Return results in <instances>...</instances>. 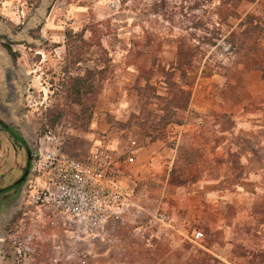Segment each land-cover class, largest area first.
Segmentation results:
<instances>
[{
    "label": "rangeland",
    "instance_id": "obj_1",
    "mask_svg": "<svg viewBox=\"0 0 264 264\" xmlns=\"http://www.w3.org/2000/svg\"><path fill=\"white\" fill-rule=\"evenodd\" d=\"M152 1L0 0V58L6 60L2 43L9 45L15 54L11 64L14 92L8 97L9 122L26 140L32 154L38 139L49 129L59 138L63 151L85 132L73 129L67 120L54 127L40 121L49 107L66 103L62 85L65 76L81 73L82 67L86 66V63H69L65 40L68 30L76 33L87 24H99L101 48L94 46L88 54L93 55L92 58H101L104 49L111 58L110 73L102 88H110L116 97L128 94L130 90L136 93L138 85H145V81L137 79L145 59L156 57L166 67L178 61L176 40H184L187 45H192L191 48L186 46L184 52V56L189 55L193 61L185 76V80L192 83V97L188 118L182 111L178 114V118H185L188 126L182 132L179 130L176 176L183 174L191 181L184 187L186 196L164 201L167 205L160 204L153 216L132 215L127 220L110 224L108 229L115 233L117 241L95 244L87 264H198L192 261L191 255L195 249L206 246L220 260L219 264H254L250 256L240 258L236 243L242 238L250 249H255L254 252L264 249V224H256L257 219L264 218V211L258 215L252 213L254 204L264 200V167L257 173L255 170L261 165L255 160L259 156L249 163L241 156L244 152L259 155L261 149L257 146L264 143V57L261 72L256 58L249 57L245 51H229L228 31L239 19L229 16L224 21L228 11L219 8L222 0H164L163 3L160 0L156 6ZM227 1L230 8L237 9L235 13L240 17L248 12L264 15V0ZM195 24L208 30L204 33L202 28L195 29ZM89 36L90 32H86L85 38ZM216 37H220L218 45L206 43ZM261 47L264 52V43ZM87 56L85 53L84 57ZM251 72L256 74L253 79ZM254 80H257L256 86ZM150 84L157 93H166L159 72ZM147 108L149 112L159 109L154 102L148 103ZM232 129L237 131L232 136L233 152L227 147ZM168 136L172 138H168L170 144H177L174 141L177 142L178 132H169ZM217 140L223 147V154L216 162L213 153ZM26 167L25 150L18 144L7 143L2 134L0 189L15 184ZM216 171L229 175L223 180L224 187L229 190L231 184L247 171L255 174L263 186L245 201L236 197L233 203L205 202L193 190L196 189L194 184L209 180ZM181 179L168 182L175 185ZM9 192L5 198L0 192L2 217L9 216L11 206L19 200L21 186ZM161 211L169 216L166 224L156 219ZM255 228L259 231L255 232ZM195 229L203 232V238L198 242L191 240V232ZM0 264L16 263L7 257L0 259ZM33 264L64 263H55L49 245L44 244L38 249Z\"/></svg>",
    "mask_w": 264,
    "mask_h": 264
},
{
    "label": "built area",
    "instance_id": "obj_2",
    "mask_svg": "<svg viewBox=\"0 0 264 264\" xmlns=\"http://www.w3.org/2000/svg\"><path fill=\"white\" fill-rule=\"evenodd\" d=\"M113 134L122 138L118 147H112ZM152 134L138 126L102 130L91 150L73 157L61 150L52 130L45 131L32 154L21 207L10 228L0 233V259L33 264L38 249L47 244L55 263L87 264L95 244L115 243L117 237L108 227L121 222L129 207L122 158L150 141ZM156 219L169 222L163 211ZM202 238V231L191 232L193 242Z\"/></svg>",
    "mask_w": 264,
    "mask_h": 264
},
{
    "label": "trees",
    "instance_id": "obj_3",
    "mask_svg": "<svg viewBox=\"0 0 264 264\" xmlns=\"http://www.w3.org/2000/svg\"><path fill=\"white\" fill-rule=\"evenodd\" d=\"M38 1V0H37ZM157 1H152V5L156 6ZM254 1V0H252ZM165 2L164 0L160 3ZM227 0H222L220 9L223 7L228 13L223 17L226 21L229 16L238 17L239 21L236 25H231L227 35V43L229 44L230 52L245 51L249 57L259 60L257 67L260 71H263L261 66V59L264 57L261 45L264 43V15H255L253 13H246L243 17L238 16L235 12L237 9L229 7ZM230 10V11H229ZM220 16L222 14L220 13ZM195 29L203 30L204 33L207 28L203 25L195 24ZM144 31V29H143ZM146 31V30H145ZM86 32H90V36L85 38ZM147 32V31H146ZM99 33V24H87L79 32L73 33L71 30L66 31V49L69 57V63L79 64L86 63V66L82 67L81 73L67 74L62 80L63 91L65 93L66 103L64 105L56 104L53 107H49L40 118L43 125H49L54 127L56 124L65 120L70 121L72 128L75 130L87 131L90 125V121L93 115V110L98 99V95L101 92L103 82L107 79L111 68V58L108 57L106 51L103 49L104 55L101 58H92L93 55H89L88 52L94 46L101 48V36ZM220 37L215 39H209L206 43L215 46L218 45ZM177 51L180 58L178 61L169 63V67L161 64V61H157L156 57L152 59H145L140 65L142 71L138 76V81H145V85L140 87L138 85V94L143 104L154 102L158 105L159 110L162 111L160 120L157 122V128L159 134H161L165 128L172 123L181 124L182 121L174 117L175 113L180 110H186L189 107V103L192 97V83L185 80L186 72L192 65V58L184 52L186 46L189 48L192 45H187L182 39H177ZM87 53V57L84 54ZM264 53V52H263ZM91 62L89 65L88 63ZM155 68H157L156 71ZM67 72H69L67 70ZM159 72L164 80L166 93L159 94L156 88L150 84L154 75ZM178 77L179 79H176ZM185 86L187 89H185ZM146 94V95H145ZM150 117V115H149ZM146 123V122H145ZM142 125V122L136 123V125ZM118 126L124 127L125 124L118 123ZM145 128L144 124L142 126ZM156 136L152 135L151 140H154ZM220 142L216 141V146H219ZM178 156V155H177ZM33 159V158H32ZM176 168L172 170L169 181L174 183L177 178L181 179L176 181V185H186L191 181L183 177V174L176 176L177 173V158ZM15 183L13 186L16 187ZM264 211V200L254 204L252 209L253 215L262 214ZM264 213V212H263ZM17 214L13 217L10 223L16 218ZM257 226L264 224L263 219L256 220ZM8 228H10L8 226ZM9 230V229H8ZM249 230V229H246ZM258 232V228L254 229ZM247 231H245L246 233ZM236 248L240 250V258H246L250 256L254 264H264V249H250L246 241L242 238L237 239ZM187 248V247H186ZM210 247L202 249H195L192 253V261L198 264H219L220 260L210 252ZM236 257L238 255H235ZM229 260H233L230 258Z\"/></svg>",
    "mask_w": 264,
    "mask_h": 264
},
{
    "label": "crops",
    "instance_id": "obj_4",
    "mask_svg": "<svg viewBox=\"0 0 264 264\" xmlns=\"http://www.w3.org/2000/svg\"><path fill=\"white\" fill-rule=\"evenodd\" d=\"M250 74L252 79L256 75L255 72ZM253 83L256 86L257 80H254ZM130 91L128 94H120L116 97V94L111 92L110 88H104L98 96L88 130L83 132L82 136L76 137L71 145H68L63 151L73 157H82L97 143L98 132L107 129L115 130L126 126H138L149 130L153 133L152 135L156 136L154 140L142 142L141 146L134 150L132 154L122 158L121 166L124 171L122 187L126 196L125 201L129 205L127 215L124 217L125 220L132 215L150 214L153 216L160 204L163 206L167 205L164 201L168 202L171 198H176L177 196H186L185 185H171L168 181L173 168H176L175 161L181 132L188 126L185 118H188L189 107L186 110H180L185 118H178L180 111L174 115L175 118L182 121L181 124H169L159 134L157 122L160 120L162 111L159 109L147 111L149 109L146 104H143L138 92ZM140 122H142V125H136V123ZM118 123L126 126L120 127ZM143 124L145 128L142 127ZM216 130L215 128L214 131ZM167 131L175 134L176 132L179 133L177 142L174 141L177 144L174 146L169 143L168 138H172L168 136L169 132ZM236 132L235 129L229 132L231 138L227 147L230 148L231 152H233L231 148L235 147L232 136H235ZM121 139L119 135L113 134L112 147L120 146ZM257 148L261 149L259 155L255 154V152H244L241 156L245 158L246 163L252 162L251 159L253 157L259 156L258 159L256 158L257 161L255 160V163H259L261 166L255 171L260 173L264 167V143L259 144ZM222 154V145H215L213 155L216 162L217 158L219 160L222 158ZM228 177L229 175H223L220 171L219 173L216 171L215 175L208 178L209 180L204 179L205 181L194 184L196 189L193 188V190L200 194L205 202L219 203L225 201L233 203L236 197L242 201L251 199L258 192V188L263 186L255 174L247 171L243 173V177L240 180L237 179L235 183L231 184L232 189L229 190L224 187L225 182L223 181ZM165 208L168 209L167 206ZM169 212L173 213L171 210Z\"/></svg>",
    "mask_w": 264,
    "mask_h": 264
},
{
    "label": "flooded vegetation",
    "instance_id": "obj_5",
    "mask_svg": "<svg viewBox=\"0 0 264 264\" xmlns=\"http://www.w3.org/2000/svg\"><path fill=\"white\" fill-rule=\"evenodd\" d=\"M2 51L4 52L3 57L5 55L6 60L0 58V136L2 134L5 135L7 143L11 145H16L20 148H23L26 152L27 156V165L29 168L28 174L26 175L25 179L22 182H16L18 185L16 186L19 188L21 186V196L18 201H16L15 205L11 206V212L9 216H1L0 215V233H5L7 228L13 219V217L18 213L21 207V197L24 190L25 183L30 175V169L32 167V153L29 149L26 140L19 134L18 130L12 126L9 122V114H8V106H9V98L11 93L14 92V78L11 75V64L14 60V52L12 51L11 47L6 43L1 44ZM30 155V159L28 158ZM26 169V168H25ZM23 176V175H22ZM21 176V177H22ZM14 185V184H13ZM8 186L7 188L0 189V192L4 193V198L9 194L10 190L14 187ZM16 189V188H15Z\"/></svg>",
    "mask_w": 264,
    "mask_h": 264
},
{
    "label": "water",
    "instance_id": "obj_6",
    "mask_svg": "<svg viewBox=\"0 0 264 264\" xmlns=\"http://www.w3.org/2000/svg\"><path fill=\"white\" fill-rule=\"evenodd\" d=\"M28 158L30 159V155H29ZM28 166H29V165H27V167H26V169H25V171H24V173H23V176L18 180V182H22V181L25 179V177H26V175L28 174V171H29Z\"/></svg>",
    "mask_w": 264,
    "mask_h": 264
}]
</instances>
